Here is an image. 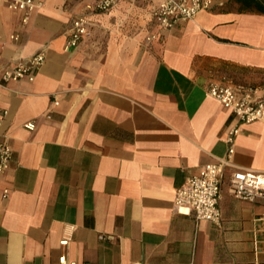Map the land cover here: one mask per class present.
<instances>
[{
	"label": "crops",
	"instance_id": "1",
	"mask_svg": "<svg viewBox=\"0 0 264 264\" xmlns=\"http://www.w3.org/2000/svg\"><path fill=\"white\" fill-rule=\"evenodd\" d=\"M37 1L25 18L0 0V72L45 54L34 81H0V143L13 152L0 174V264H60L63 253L77 264H264V198L228 185L233 170L264 175L263 121L236 139L219 223L174 203L227 155L239 122L208 86L264 94V8L214 0L165 30L162 0H114L104 12H88L97 0ZM85 13L89 34L68 50Z\"/></svg>",
	"mask_w": 264,
	"mask_h": 264
},
{
	"label": "built area",
	"instance_id": "2",
	"mask_svg": "<svg viewBox=\"0 0 264 264\" xmlns=\"http://www.w3.org/2000/svg\"><path fill=\"white\" fill-rule=\"evenodd\" d=\"M13 9L22 10L28 18L29 14L41 5L37 0H4ZM114 0H97L94 4L87 5L88 12H104L110 10ZM214 5V0H162L154 11V16L160 27L168 30L180 22L194 19L199 12L208 10ZM89 34V20L87 14L74 18L70 29V36L66 49L70 50ZM151 36L148 40L155 38ZM13 39L19 36L13 35ZM1 57V55H0ZM45 62V54L38 52L21 60L12 67H6L0 72V81L27 79L34 81L38 71ZM207 94L219 100L225 107L231 109L239 122L229 127L227 142L229 149L227 155L216 162L206 164L202 170L190 176L187 181L176 190L174 203L179 212L193 210L198 219H207L219 223L222 219L220 200L222 198V186L226 168L231 164V159L236 151V139L242 131V126L254 121L264 122V94L260 88L246 85H220L211 83L207 88ZM0 116V120H1ZM25 127L33 130L35 122L25 124ZM12 148L8 143H0V174H4L9 168L12 159ZM230 192L237 198L256 200L264 198V175L247 170H233L228 180ZM10 193L4 189V196ZM102 238L104 236H101ZM72 239L71 232L60 240V245L66 247ZM60 264H77L70 262L66 253L60 256Z\"/></svg>",
	"mask_w": 264,
	"mask_h": 264
},
{
	"label": "trees",
	"instance_id": "3",
	"mask_svg": "<svg viewBox=\"0 0 264 264\" xmlns=\"http://www.w3.org/2000/svg\"><path fill=\"white\" fill-rule=\"evenodd\" d=\"M239 2H243V3H246L248 5H253L255 6L256 8H259V9H263V2L262 0H237Z\"/></svg>",
	"mask_w": 264,
	"mask_h": 264
}]
</instances>
